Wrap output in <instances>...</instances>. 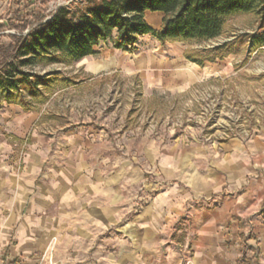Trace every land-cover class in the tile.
Masks as SVG:
<instances>
[{"label":"crops","instance_id":"1","mask_svg":"<svg viewBox=\"0 0 264 264\" xmlns=\"http://www.w3.org/2000/svg\"><path fill=\"white\" fill-rule=\"evenodd\" d=\"M163 19L145 14L155 30ZM10 155L0 141V264H264V128L152 145L153 181L135 167L64 172L35 152L17 175Z\"/></svg>","mask_w":264,"mask_h":264},{"label":"rangeland","instance_id":"2","mask_svg":"<svg viewBox=\"0 0 264 264\" xmlns=\"http://www.w3.org/2000/svg\"><path fill=\"white\" fill-rule=\"evenodd\" d=\"M60 4L69 2L54 0L50 7ZM9 5L0 0V15ZM258 26L255 15L238 14L226 19L215 40L161 44L147 35L134 53L109 40L94 56L37 69L67 81L54 84L35 111L0 108V141L11 152L12 173L25 171L35 152L64 172L73 164L113 174L135 167L153 181L160 176L147 158L152 145L162 153L258 135L264 128V47L251 49L245 37ZM226 42L228 55L214 64L200 67L185 57Z\"/></svg>","mask_w":264,"mask_h":264},{"label":"trees","instance_id":"3","mask_svg":"<svg viewBox=\"0 0 264 264\" xmlns=\"http://www.w3.org/2000/svg\"><path fill=\"white\" fill-rule=\"evenodd\" d=\"M54 0H10L0 15V108L16 105L35 111L58 81L55 72L39 68L71 64L94 56L96 47L111 40L117 50L134 53L150 35L161 44L210 41L222 36L226 19L253 14L258 31L247 34L252 48L264 47V0H82L72 7ZM146 12L164 14L159 30L145 20ZM230 42L187 52L188 61L204 67L228 55Z\"/></svg>","mask_w":264,"mask_h":264},{"label":"built area","instance_id":"4","mask_svg":"<svg viewBox=\"0 0 264 264\" xmlns=\"http://www.w3.org/2000/svg\"><path fill=\"white\" fill-rule=\"evenodd\" d=\"M7 264H19V263H17V262H9Z\"/></svg>","mask_w":264,"mask_h":264}]
</instances>
